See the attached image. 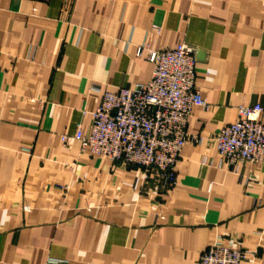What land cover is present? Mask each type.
Returning a JSON list of instances; mask_svg holds the SVG:
<instances>
[{
    "label": "crops",
    "instance_id": "crops-1",
    "mask_svg": "<svg viewBox=\"0 0 264 264\" xmlns=\"http://www.w3.org/2000/svg\"><path fill=\"white\" fill-rule=\"evenodd\" d=\"M182 44L207 107L161 197L72 136L105 92L151 80V51ZM255 104L264 0H0V264H198L232 239L264 264V162L224 165L216 141Z\"/></svg>",
    "mask_w": 264,
    "mask_h": 264
},
{
    "label": "built area",
    "instance_id": "built-area-1",
    "mask_svg": "<svg viewBox=\"0 0 264 264\" xmlns=\"http://www.w3.org/2000/svg\"><path fill=\"white\" fill-rule=\"evenodd\" d=\"M148 61L154 68L151 80L134 89L105 92L88 129L79 125L72 138L84 150L114 164L144 169L163 197L177 184L185 146L202 141L187 133V125L193 109L207 107V103L196 85L197 59L192 47L182 44L151 51ZM263 112L259 104L239 108L237 120L216 139L222 164L264 162ZM68 141L65 136L63 142ZM247 257L239 240L232 239L213 244L198 264H242Z\"/></svg>",
    "mask_w": 264,
    "mask_h": 264
}]
</instances>
